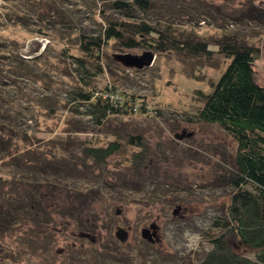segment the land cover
<instances>
[{"label":"rangeland","instance_id":"374dc122","mask_svg":"<svg viewBox=\"0 0 264 264\" xmlns=\"http://www.w3.org/2000/svg\"><path fill=\"white\" fill-rule=\"evenodd\" d=\"M151 1L141 17L177 38L205 41L213 53L129 49L112 40L99 59L92 58L95 66L87 63L90 71L84 74L85 81L91 88L114 86L143 102L146 110L112 115L102 125L93 124L84 108L74 111L77 103L67 101L79 84L68 51L85 56L76 44V34L80 29L96 33L102 27L99 14L92 11L94 3L90 7L85 0H69L73 29L50 26L48 37H35L21 27L3 32L19 40L24 45L19 52L30 58L41 53L44 45L47 49L38 63H31L35 74L43 72L42 78L30 72L18 78L19 98L13 108L18 124L14 149L21 154L36 149L44 157V168L36 167L43 171L13 161L8 166L0 163V174L9 180L44 177L56 185L50 196L46 194L49 186L39 188L52 213L48 229L38 231L35 223L28 222L3 229L0 250L13 249L12 253L6 249L0 264H76L72 259L82 252L80 245L85 251L101 252L113 244L121 255L94 258L102 264H201L212 249V225L225 216L236 189L230 179L238 142L220 124L200 120L198 112L204 95L212 91L231 61L220 51L222 42L258 48L255 80L264 84V0ZM127 57L140 63L129 64ZM138 134L143 136L142 146L128 143L130 135ZM115 140L121 142L120 152L106 161L97 164L85 156L87 146H106ZM21 181L16 198L22 195L31 203L33 192L23 183L26 180ZM10 185L4 186L9 190ZM67 191L74 192L76 204L68 215L58 205ZM80 206L85 211L79 226L72 212ZM145 229H149L147 237ZM31 233L39 234L40 241ZM28 237L38 251H29L22 241ZM47 254L53 258L50 262ZM89 257L79 256L80 262L91 264Z\"/></svg>","mask_w":264,"mask_h":264},{"label":"trees","instance_id":"16d2710c","mask_svg":"<svg viewBox=\"0 0 264 264\" xmlns=\"http://www.w3.org/2000/svg\"><path fill=\"white\" fill-rule=\"evenodd\" d=\"M68 1L3 0L1 4L0 163H4L6 166L16 161L20 165H24L26 169L28 167L35 171L44 168L42 165L44 157L42 158L36 149L33 148V150L22 154L15 151L14 147L17 144L13 145V141L14 136L17 135H14V130L18 124L15 115H13V108L16 99L19 98L17 95L18 78H24L29 75V72L34 76L35 70L31 63L40 61L47 45H44L41 53L30 58L27 54L19 52L24 48L19 40L4 36L3 32L9 27H21L39 38L48 37V28L52 29L50 26L73 29V25H71L73 17L70 11L72 6ZM92 3L95 4V7H91ZM87 4L90 5L94 13L99 14L102 27L96 33L91 34L85 29H80L76 34V39H78L76 44L85 56L68 51V57L72 58L70 64L74 66V71L78 74L79 84L71 91L67 101L77 103L72 108L74 111L78 112L79 107L84 108V113L91 118L93 124L102 125L112 115L131 114L146 110L143 102L137 101L133 96L121 92L114 86L107 85L104 89L91 88L89 82L85 81L84 74L90 71L87 63L94 64L92 58L99 59L103 49L112 40L123 48L129 49L152 47L158 52L176 49L209 56L213 53L207 42L177 38L171 34L170 30L162 29L141 17L140 13L151 8V0H85V5ZM112 10L120 16H114L113 12H110ZM65 50L63 51L66 52ZM220 51L230 57L231 61L218 82L214 84L212 91L204 95V104L198 112V118L205 122L220 124L238 142L234 159L235 169L230 179L236 189L231 195L225 216L217 219L212 225L215 230L210 238L213 246L201 264H264V84L256 82L254 71V55L259 50L245 43L226 41L221 43ZM96 66L101 70V65L97 64ZM36 75L42 78L43 72ZM25 139L29 140L27 133ZM30 142L35 145L32 137ZM128 143L142 146V134L130 135ZM120 148L121 142L115 140L106 146H87L84 153L86 157L99 164L120 152ZM27 153L28 155L33 154L34 158L26 156ZM19 155H23L24 159H19ZM135 155L139 156V154ZM137 163L142 164L139 161ZM36 164L39 168L36 167ZM39 171L43 170L39 169ZM34 178L36 180L29 177L13 176L9 180L5 175L0 174V232L9 227L13 230L18 224L26 226L27 223L24 222L35 223L38 231L42 229L46 231L48 229L46 227L52 223V213L44 205V196L48 192V196H50L52 194L50 189L56 184L47 182L44 177L35 176ZM21 179L26 181L23 180V182ZM20 181L26 182L25 184L30 188L29 191L33 192L31 203L28 200H23L20 193L18 196L21 195L22 199L16 198L14 192ZM8 182L11 184L9 190L4 186ZM48 186L50 188L41 198L39 188H48ZM55 200L57 201V199ZM73 203H75V195L72 191L65 192V195L58 201L59 208H63L67 215L72 211L71 208L76 206ZM83 208L75 207L72 212L76 223L80 219L79 216L83 215L85 211ZM63 211L59 210L63 213L61 215H65ZM44 224L46 225L43 226ZM27 233L25 236L28 235ZM31 234L38 237L36 240L40 241L39 234ZM27 240L29 237L22 241L28 244L29 251H38L39 246L35 244L36 242ZM6 249L12 253L13 248L4 247L0 250V261L1 256L3 255L4 258L6 255ZM79 249L82 251V254L79 253L80 255H77L76 259L79 264H84L80 262L79 256L86 254H90L88 263L102 264L94 256L105 257L112 253V256L118 257L122 252H119L114 244L101 252L94 249V252L92 249L85 251L81 245ZM70 250L71 248L68 252Z\"/></svg>","mask_w":264,"mask_h":264},{"label":"water","instance_id":"95a60500","mask_svg":"<svg viewBox=\"0 0 264 264\" xmlns=\"http://www.w3.org/2000/svg\"><path fill=\"white\" fill-rule=\"evenodd\" d=\"M151 59H152V56H151ZM126 61L129 63V64H139L140 63V60L137 59V58H130V57H127L126 58ZM149 233V229H145L143 234L145 237H147V234Z\"/></svg>","mask_w":264,"mask_h":264},{"label":"flooded vegetation","instance_id":"af4514ba","mask_svg":"<svg viewBox=\"0 0 264 264\" xmlns=\"http://www.w3.org/2000/svg\"><path fill=\"white\" fill-rule=\"evenodd\" d=\"M75 242H76V241H75ZM76 244H77V243H76ZM74 246H75V245H74ZM75 247H77V246H75ZM46 257H47V259H46V258H45V259H46L47 261H49V262H50V261L53 259V258L49 257V255H48V254H47V256H46ZM43 258H44V257H43ZM77 258H78V256H77V257H75V260H74V259H72V261H75V262H76V264H79V263H77V261H76V259H77ZM46 260H45V261H46ZM60 263H61V264H66V262H64V261H61ZM69 264H71V263L69 262Z\"/></svg>","mask_w":264,"mask_h":264}]
</instances>
